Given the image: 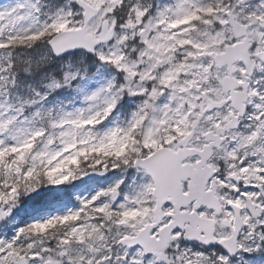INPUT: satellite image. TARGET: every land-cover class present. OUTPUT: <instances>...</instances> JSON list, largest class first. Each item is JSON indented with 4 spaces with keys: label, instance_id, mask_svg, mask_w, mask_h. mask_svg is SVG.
Listing matches in <instances>:
<instances>
[{
    "label": "snow or ice",
    "instance_id": "1",
    "mask_svg": "<svg viewBox=\"0 0 264 264\" xmlns=\"http://www.w3.org/2000/svg\"><path fill=\"white\" fill-rule=\"evenodd\" d=\"M0 264H264V0H0Z\"/></svg>",
    "mask_w": 264,
    "mask_h": 264
}]
</instances>
